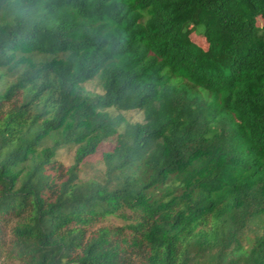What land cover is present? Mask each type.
Returning a JSON list of instances; mask_svg holds the SVG:
<instances>
[{
	"label": "trees",
	"instance_id": "obj_1",
	"mask_svg": "<svg viewBox=\"0 0 264 264\" xmlns=\"http://www.w3.org/2000/svg\"><path fill=\"white\" fill-rule=\"evenodd\" d=\"M260 18L264 0H0V260L264 264Z\"/></svg>",
	"mask_w": 264,
	"mask_h": 264
},
{
	"label": "rangeland",
	"instance_id": "obj_2",
	"mask_svg": "<svg viewBox=\"0 0 264 264\" xmlns=\"http://www.w3.org/2000/svg\"><path fill=\"white\" fill-rule=\"evenodd\" d=\"M258 24L260 25V27H262L264 25V20L260 18L258 20ZM191 39L193 43L197 45L200 49H203V50L207 49V42L202 36L196 34L195 32H192ZM1 71L2 70H0V73ZM12 79L13 77L6 76L5 82L6 80L10 81ZM5 82L0 81V90H2L3 84ZM86 89L93 93L102 92V88L97 80L91 81L88 84H86ZM111 112L114 113L115 111L111 110ZM124 115L127 118V120L132 121V122L143 120V114L141 111H129V112H125ZM115 140L116 138L113 137L112 139L104 142L95 155L90 156L84 161L79 171L80 181H84V182L94 181V180L102 181L105 178V163H104V159L102 155L105 151L110 150L115 145ZM74 155H75V149L71 147H66L59 151L58 160L63 162L66 166H70L74 163ZM120 221L121 220L119 219H114V222L116 223H121ZM208 258L209 256L206 259ZM205 260H203V263ZM209 262L210 263L212 262L211 258ZM0 264H15V261L14 259L4 256L0 260ZM204 264H209V263L206 262Z\"/></svg>",
	"mask_w": 264,
	"mask_h": 264
}]
</instances>
